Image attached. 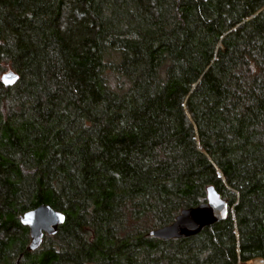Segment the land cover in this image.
Here are the masks:
<instances>
[{"label":"trees","instance_id":"obj_1","mask_svg":"<svg viewBox=\"0 0 264 264\" xmlns=\"http://www.w3.org/2000/svg\"><path fill=\"white\" fill-rule=\"evenodd\" d=\"M211 186L225 221L150 236ZM263 260L264 0H0V264Z\"/></svg>","mask_w":264,"mask_h":264},{"label":"water","instance_id":"obj_2","mask_svg":"<svg viewBox=\"0 0 264 264\" xmlns=\"http://www.w3.org/2000/svg\"><path fill=\"white\" fill-rule=\"evenodd\" d=\"M18 80L19 76L14 72H9L2 76V83L5 87L14 86ZM219 175L223 178L221 172H219ZM233 210L234 207L232 208V212ZM229 212L228 201L223 199L218 191L211 186L207 188L205 203L197 207L182 210L173 224L152 231L150 236L163 241L194 237L205 228L225 221L229 216ZM65 222L66 215L56 211L49 205H41L24 214L21 218V223L29 228L31 237L28 250L35 251L39 249L43 243L44 236L56 235L60 226Z\"/></svg>","mask_w":264,"mask_h":264}]
</instances>
